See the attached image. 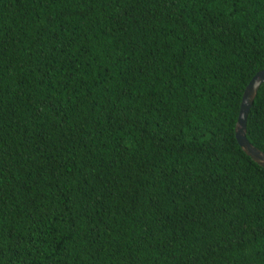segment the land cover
Here are the masks:
<instances>
[{"label":"trees","instance_id":"obj_1","mask_svg":"<svg viewBox=\"0 0 264 264\" xmlns=\"http://www.w3.org/2000/svg\"><path fill=\"white\" fill-rule=\"evenodd\" d=\"M262 69L264 0H0V264H264Z\"/></svg>","mask_w":264,"mask_h":264},{"label":"water","instance_id":"obj_2","mask_svg":"<svg viewBox=\"0 0 264 264\" xmlns=\"http://www.w3.org/2000/svg\"><path fill=\"white\" fill-rule=\"evenodd\" d=\"M264 83V69L257 71L245 86L237 121L235 124V136L241 148L260 166L264 167V152L249 142L246 136V124L249 110L253 104L256 93Z\"/></svg>","mask_w":264,"mask_h":264}]
</instances>
